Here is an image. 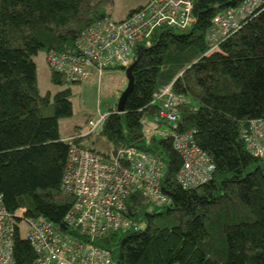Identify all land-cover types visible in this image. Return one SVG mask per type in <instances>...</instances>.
<instances>
[{
	"label": "trees",
	"instance_id": "16d2710c",
	"mask_svg": "<svg viewBox=\"0 0 264 264\" xmlns=\"http://www.w3.org/2000/svg\"><path fill=\"white\" fill-rule=\"evenodd\" d=\"M246 1L193 0L190 26L164 23L136 43L124 111L111 109L95 132V144L110 145L102 152L87 144L94 131L73 142L60 137L59 119L73 113L72 91L41 94L33 58L71 50L86 29L112 19V0H0V197L17 229L16 264L36 258L21 232L22 220L27 234L33 219L109 250L112 264H264V158L243 140L250 122L264 119V0L237 32L214 45L209 40L213 19ZM119 68L127 70L112 69ZM51 80L71 82L54 71ZM169 86L185 98L177 127L161 119L162 101L154 103ZM151 125L160 134H149ZM188 131L216 166L210 181L192 189L178 182L183 160L174 145ZM72 144L106 160L130 147L160 158L167 201L131 193V225L102 237L70 227L65 218L74 197L63 177Z\"/></svg>",
	"mask_w": 264,
	"mask_h": 264
},
{
	"label": "built area",
	"instance_id": "2783aa9c",
	"mask_svg": "<svg viewBox=\"0 0 264 264\" xmlns=\"http://www.w3.org/2000/svg\"><path fill=\"white\" fill-rule=\"evenodd\" d=\"M167 1L175 3V0H153L142 11L119 22L108 18L98 20L77 38L72 51L50 52L48 63L72 82L91 80L94 73L101 78L107 69L130 67L136 43L149 37L158 26L165 23L184 29L193 22V0H186L185 5L180 2L175 10ZM260 5L261 0H247L217 15L209 34L211 45L226 32L237 29L241 19L247 13L253 14ZM161 101V119L177 127L179 106L185 98L169 86L155 96L154 103ZM107 116L100 114L98 120H92L87 134L103 126ZM243 140L253 156L264 158V119L252 120L243 133ZM174 145L183 160L178 182L184 189L198 187L213 178L215 163L197 144L194 131L177 134ZM164 169L160 158L135 147L121 149L106 160L72 144L63 177L64 190L74 197L66 223L79 227L91 239L129 227L126 200L131 193L140 191L157 202L167 201L161 188ZM29 225L25 237L36 252L32 264H112L107 249L68 238L48 223L30 220ZM16 234L13 216L0 197V264H16L13 255Z\"/></svg>",
	"mask_w": 264,
	"mask_h": 264
},
{
	"label": "rangeland",
	"instance_id": "374dc122",
	"mask_svg": "<svg viewBox=\"0 0 264 264\" xmlns=\"http://www.w3.org/2000/svg\"><path fill=\"white\" fill-rule=\"evenodd\" d=\"M152 1L153 0H112V3L108 6L106 11L112 19L119 20L131 17L134 13L142 11L145 9L144 7ZM180 2L182 5L186 4V0H175V3L167 1V5L175 10ZM248 16H250V13H247L246 17ZM240 28L241 26L232 32H226L224 37L227 38ZM216 29L218 34V27H216ZM76 40L71 50L69 49L62 53L72 51L76 46ZM50 52L46 53L45 51H40L33 58L37 67L38 87L41 94L50 93L51 96L65 88L71 89L73 94V113L68 117L59 119V135L62 139L73 142V136L76 134L86 135L87 132H89L91 126H89V123L92 120L96 121L99 119L100 114H108L111 109L116 108L122 93L128 85L126 69H107L101 78L98 77L97 73H94L91 80L71 81L60 85L51 80V74L54 70L48 63V54ZM101 127L102 126H99L94 130V134L87 139V144L97 147L102 152H107L106 150L109 149L110 145L106 140H101L99 144H95L97 139L95 132L100 130ZM148 131L149 134H160V131H156L153 125L148 127ZM27 229V222L22 220L21 232L23 236L26 235Z\"/></svg>",
	"mask_w": 264,
	"mask_h": 264
},
{
	"label": "water",
	"instance_id": "95a60500",
	"mask_svg": "<svg viewBox=\"0 0 264 264\" xmlns=\"http://www.w3.org/2000/svg\"><path fill=\"white\" fill-rule=\"evenodd\" d=\"M133 64L127 68L126 70V74L128 77V85L127 88L125 89V91L122 93L118 103H117V110L119 112H123L124 108H125V103L127 100L128 95L130 94V92L132 91L133 88V75H132V70H133Z\"/></svg>",
	"mask_w": 264,
	"mask_h": 264
},
{
	"label": "clouds",
	"instance_id": "9594fccd",
	"mask_svg": "<svg viewBox=\"0 0 264 264\" xmlns=\"http://www.w3.org/2000/svg\"><path fill=\"white\" fill-rule=\"evenodd\" d=\"M132 65V64H131ZM129 68V67H128ZM81 134H79V137H80ZM86 135H90V134H86Z\"/></svg>",
	"mask_w": 264,
	"mask_h": 264
},
{
	"label": "crops",
	"instance_id": "0c3cea01",
	"mask_svg": "<svg viewBox=\"0 0 264 264\" xmlns=\"http://www.w3.org/2000/svg\"><path fill=\"white\" fill-rule=\"evenodd\" d=\"M124 19H126V18H123V19H119V21H120V20H124ZM63 140H64V139H63Z\"/></svg>",
	"mask_w": 264,
	"mask_h": 264
},
{
	"label": "bare ground",
	"instance_id": "6f19581e",
	"mask_svg": "<svg viewBox=\"0 0 264 264\" xmlns=\"http://www.w3.org/2000/svg\"><path fill=\"white\" fill-rule=\"evenodd\" d=\"M105 156V155H104ZM3 201V200H2ZM5 207V206H4ZM33 220H35V219H33ZM37 220V219H36Z\"/></svg>",
	"mask_w": 264,
	"mask_h": 264
}]
</instances>
